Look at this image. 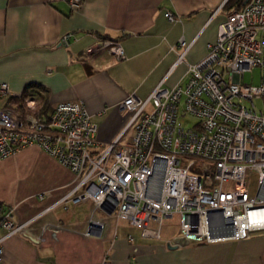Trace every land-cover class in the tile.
Segmentation results:
<instances>
[{
    "label": "built area",
    "instance_id": "obj_1",
    "mask_svg": "<svg viewBox=\"0 0 264 264\" xmlns=\"http://www.w3.org/2000/svg\"><path fill=\"white\" fill-rule=\"evenodd\" d=\"M70 2L73 9L82 4ZM166 18L178 21L171 12ZM72 38L65 35L61 44L68 46ZM180 47L189 48L183 40ZM101 49L126 58L122 45L111 40L87 54ZM257 68L261 84L246 83L245 73ZM11 96L1 84L0 97ZM121 107L130 121L107 147L97 139L98 125L82 101L59 103L47 114L32 98L21 109H0V159L41 148L75 175L68 199L92 201L95 212L112 211L145 237L160 238L165 221L177 215L180 232L170 243L177 247L240 241L264 231V0H249L228 14L207 55L188 66L185 84L161 83L147 99L130 95ZM187 116L197 120L192 127L181 121ZM128 132L129 141L121 143ZM250 176L256 179L254 192ZM33 222H16L14 211L0 204V262L5 241L30 236ZM104 228L93 216L86 235ZM47 229L61 227L46 224ZM102 264H113L109 253Z\"/></svg>",
    "mask_w": 264,
    "mask_h": 264
},
{
    "label": "crops",
    "instance_id": "obj_2",
    "mask_svg": "<svg viewBox=\"0 0 264 264\" xmlns=\"http://www.w3.org/2000/svg\"><path fill=\"white\" fill-rule=\"evenodd\" d=\"M81 1L73 9L70 0H0V85L7 84L13 96L36 87L50 111L62 102H84L103 147L116 141L130 121L121 103L130 95L145 100L161 83L169 88L185 84L188 66L207 55L229 14V0ZM168 12L176 23L166 18ZM68 34L73 38L64 46L61 39ZM107 40L122 45L124 60L106 49L87 54ZM182 40L189 46L186 52ZM14 105L10 97H0V109ZM129 139L130 132L121 143ZM23 164L42 170L41 185L17 181ZM75 184V175L37 146L0 159V204L14 211L16 222L34 221L30 236L5 241L0 264H102L108 253L113 264H264V231L240 241L177 247L170 243L180 229L164 236L163 226L160 238L145 237L130 222L95 212L92 201L68 199ZM93 216L105 228L87 236ZM46 224L61 229L44 230Z\"/></svg>",
    "mask_w": 264,
    "mask_h": 264
},
{
    "label": "rangeland",
    "instance_id": "obj_3",
    "mask_svg": "<svg viewBox=\"0 0 264 264\" xmlns=\"http://www.w3.org/2000/svg\"><path fill=\"white\" fill-rule=\"evenodd\" d=\"M261 78H262V71L261 69L258 68L251 72L245 73V82L249 84L260 85ZM255 104L258 109H262L263 102L261 100H257ZM181 121L184 123L186 127H192L197 122V120L191 116L182 118ZM16 177H17V181L20 182V184H23L31 179L32 183L41 185L44 180L42 170L38 166L30 169L27 166V164H23L19 166V172L16 170ZM249 182H250L249 188L252 192H254L256 190L255 177L250 176ZM179 229H180V218L179 216L176 215L174 218L165 221L164 236L167 234H171V236H174V234L179 232L178 231Z\"/></svg>",
    "mask_w": 264,
    "mask_h": 264
},
{
    "label": "trees",
    "instance_id": "obj_4",
    "mask_svg": "<svg viewBox=\"0 0 264 264\" xmlns=\"http://www.w3.org/2000/svg\"><path fill=\"white\" fill-rule=\"evenodd\" d=\"M249 0H229L226 4V8L229 10L228 13H231L235 10L241 9ZM39 89L34 88L33 86H29L25 89V91L19 96H11L10 102L13 101L15 107L18 109L23 107V104L26 99L32 98L38 101L40 107H42V111L47 114L49 110V103L47 98L41 93L42 91H38ZM12 107V106H11ZM20 107V108H19Z\"/></svg>",
    "mask_w": 264,
    "mask_h": 264
},
{
    "label": "water",
    "instance_id": "obj_5",
    "mask_svg": "<svg viewBox=\"0 0 264 264\" xmlns=\"http://www.w3.org/2000/svg\"><path fill=\"white\" fill-rule=\"evenodd\" d=\"M112 211H110V214H111Z\"/></svg>",
    "mask_w": 264,
    "mask_h": 264
}]
</instances>
